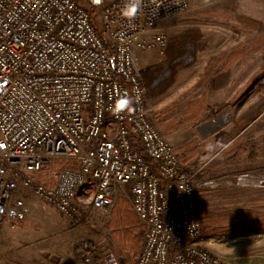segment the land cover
I'll return each instance as SVG.
<instances>
[{"label": "built area", "instance_id": "obj_1", "mask_svg": "<svg viewBox=\"0 0 264 264\" xmlns=\"http://www.w3.org/2000/svg\"><path fill=\"white\" fill-rule=\"evenodd\" d=\"M123 4L0 0V224L27 218L20 190L72 222L90 208L109 213L125 196L146 226L135 264H247L203 244L198 170L186 169L147 106L138 50H163L159 25L191 0H142L134 20L121 15ZM128 94L133 110L113 115L112 105ZM55 160L70 165L54 184L38 181L34 174Z\"/></svg>", "mask_w": 264, "mask_h": 264}, {"label": "rangeland", "instance_id": "obj_2", "mask_svg": "<svg viewBox=\"0 0 264 264\" xmlns=\"http://www.w3.org/2000/svg\"><path fill=\"white\" fill-rule=\"evenodd\" d=\"M94 19L101 26L100 15L94 13ZM159 28L167 44L163 50L140 48L142 68L165 62L168 43L182 34L202 46L196 62L181 68L162 95L146 100L158 129L186 159L181 161L187 170H198L203 244L239 262L264 264V75L256 79L264 72V0H191L186 11ZM69 165L55 160L34 177L54 184L59 169ZM252 171H259L261 179H238L239 173ZM19 195L30 211L21 221L0 224V264H14L18 252L33 250L39 257L29 255V264L53 263L55 250L71 249L77 263L60 253L56 264H109L117 255L135 264L143 249V225L125 196L109 213L90 208L72 222L32 190ZM227 212L247 218L220 216ZM205 228L218 232L207 234Z\"/></svg>", "mask_w": 264, "mask_h": 264}, {"label": "trees", "instance_id": "obj_3", "mask_svg": "<svg viewBox=\"0 0 264 264\" xmlns=\"http://www.w3.org/2000/svg\"><path fill=\"white\" fill-rule=\"evenodd\" d=\"M201 49L202 46L189 34H182L173 38L165 49V62L154 66H144L142 68L148 98L155 99L162 95L175 82L181 68L189 67L196 62ZM262 75H264V72L259 74L256 79ZM181 159L183 162L186 160L182 157ZM220 216L226 217L228 220L247 218V214L237 212H227ZM141 224L143 226L140 227V236L143 239L146 226L142 222ZM205 232L208 234L218 231L205 228Z\"/></svg>", "mask_w": 264, "mask_h": 264}, {"label": "clouds", "instance_id": "obj_4", "mask_svg": "<svg viewBox=\"0 0 264 264\" xmlns=\"http://www.w3.org/2000/svg\"><path fill=\"white\" fill-rule=\"evenodd\" d=\"M93 5H100L102 0H91ZM142 0H124L121 8V15L128 20H134L141 10ZM135 96L133 94L121 95L111 107V112L115 116L121 113L131 112L135 103Z\"/></svg>", "mask_w": 264, "mask_h": 264}, {"label": "crops", "instance_id": "obj_5", "mask_svg": "<svg viewBox=\"0 0 264 264\" xmlns=\"http://www.w3.org/2000/svg\"><path fill=\"white\" fill-rule=\"evenodd\" d=\"M1 230H3V226L1 227ZM8 235H9V233H8ZM64 249H67V247H65ZM53 250H55V249H53ZM27 252H29V251H22V252H18L17 253V256H16V260H17V262L16 263H14V264H29V262L31 263V259L29 258V255L32 257V254H34V255H37V257H39V254L37 253V251L36 250H33V253H27ZM69 252V253H68ZM54 261L55 262H53L54 264H56V261L60 258V257H62V256H60L61 254L60 253H64V254H68L69 256H68V258L70 259V260H72V262L73 263H77V261L76 260H73V255H74V253H72V249L69 251V250H62V251H60V250H55L54 252ZM59 253V254H58ZM56 256H58V257H56ZM34 259V258H33ZM51 260V259H50ZM12 263H13V261H12ZM53 263H51V261H49V263L48 264H53ZM32 264H35V262H33Z\"/></svg>", "mask_w": 264, "mask_h": 264}, {"label": "water", "instance_id": "obj_6", "mask_svg": "<svg viewBox=\"0 0 264 264\" xmlns=\"http://www.w3.org/2000/svg\"><path fill=\"white\" fill-rule=\"evenodd\" d=\"M126 258H127V256L120 255V257L118 258L119 263H124L125 260H126ZM113 260H114V258L111 257V258L109 259L108 263H109V264H118L117 261H116V262H112ZM127 264H128V263H127Z\"/></svg>", "mask_w": 264, "mask_h": 264}, {"label": "flooded vegetation", "instance_id": "obj_7", "mask_svg": "<svg viewBox=\"0 0 264 264\" xmlns=\"http://www.w3.org/2000/svg\"><path fill=\"white\" fill-rule=\"evenodd\" d=\"M120 257V255H117L116 257H114V260L112 261V262H118V264H127L128 263V261H127V259L125 260V262L124 263H119V261H118V258Z\"/></svg>", "mask_w": 264, "mask_h": 264}]
</instances>
